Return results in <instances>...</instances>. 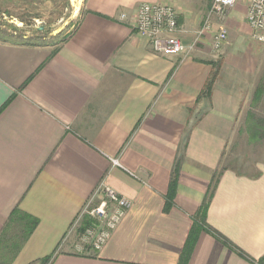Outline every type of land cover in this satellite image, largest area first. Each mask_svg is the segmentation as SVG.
<instances>
[{
	"label": "crops",
	"instance_id": "0c3cea01",
	"mask_svg": "<svg viewBox=\"0 0 264 264\" xmlns=\"http://www.w3.org/2000/svg\"><path fill=\"white\" fill-rule=\"evenodd\" d=\"M142 3L171 5L184 45L206 22L210 30L188 55H157L135 32ZM211 5L82 0L55 51L0 42V235L14 211L37 220L8 264H179L214 179L204 223L230 248L200 231L187 264L264 258V165L246 174L222 165L250 105L246 92L262 80L259 53L243 37L247 2L222 17ZM221 27L228 37L214 53ZM100 183L130 207L99 252L79 254L76 223Z\"/></svg>",
	"mask_w": 264,
	"mask_h": 264
},
{
	"label": "rangeland",
	"instance_id": "374dc122",
	"mask_svg": "<svg viewBox=\"0 0 264 264\" xmlns=\"http://www.w3.org/2000/svg\"><path fill=\"white\" fill-rule=\"evenodd\" d=\"M81 1L0 0V34L10 35L13 39L7 38V40L13 42L23 37L31 44L55 45L75 29ZM243 37L248 41L246 46L251 49L250 52L253 55L255 52L259 53L255 57H257L261 71L259 76L262 80L252 92H246V95L251 97L246 104L250 105L247 106L246 116L241 117L239 130L226 149L222 165L237 173L246 174L255 172L256 165H264V46L253 42L248 36ZM85 222H87L86 226L99 225L97 221H91L83 215L79 220L78 232L81 231ZM18 230L14 229V232ZM77 242L76 246L79 248L76 249L77 253L94 252L88 245L81 244L78 237ZM6 256L10 254L6 253Z\"/></svg>",
	"mask_w": 264,
	"mask_h": 264
},
{
	"label": "built area",
	"instance_id": "2783aa9c",
	"mask_svg": "<svg viewBox=\"0 0 264 264\" xmlns=\"http://www.w3.org/2000/svg\"><path fill=\"white\" fill-rule=\"evenodd\" d=\"M239 0H212L211 15L222 17L228 9L233 8ZM247 2L246 24L250 29V39L264 46V0H243ZM177 12L166 3H142L137 7L135 19V32L138 37L144 39L150 45L153 53L175 57L188 55L195 50L199 39L210 30V24L206 22L195 35L189 45H184L176 37ZM123 17V16H122ZM228 32L225 28H219L212 39V51L218 53L225 44ZM116 164V161H113ZM130 202L119 197L112 189L100 183L86 203L78 221L84 215L91 221L99 224L95 226L81 227L78 232L80 243L88 245L94 252H99L110 237V234L119 225ZM76 225V230L80 229ZM78 227V228H77ZM77 249L78 246H76Z\"/></svg>",
	"mask_w": 264,
	"mask_h": 264
},
{
	"label": "trees",
	"instance_id": "16d2710c",
	"mask_svg": "<svg viewBox=\"0 0 264 264\" xmlns=\"http://www.w3.org/2000/svg\"><path fill=\"white\" fill-rule=\"evenodd\" d=\"M69 36L70 34L64 37L63 39H61L60 42L55 45H48L45 43L31 44V43H28V41L24 39L23 37H20L18 41L13 42V41L7 40V38H12L10 35L1 33L0 42H6V43H12V44H18V45H29V46H35V47L55 46L54 47V51H55L57 47H59L69 38ZM214 78H215V74H213L210 80L208 81L203 94L208 95V92L210 91L212 87ZM215 184H216V180L214 179V182L211 184L206 194V197L194 218V227L190 233V237L186 243V246L184 247L182 251L179 264H187L190 254L193 250L194 243L196 241L197 233L200 231H204L220 239L225 246L230 248V246L228 245L229 244L228 241L224 237L216 233L214 230L210 229L207 225L205 226V223H204L209 199L211 197L212 191L214 190ZM175 188H176V181H175V178H172L169 184L168 193L166 195L165 211H168L172 205L173 197L175 195ZM86 225H87V222L84 223V226ZM36 226H37L36 219L31 218L22 213H19L17 211H14L12 213V215L10 216L9 222L6 225V228L4 229V232L0 235V264H8L14 258L15 254L18 252L23 242L32 233V231L35 229ZM14 229H19V230L17 232H14ZM6 253H9L10 256H6ZM263 261H264V258L257 261V264H262ZM51 262H52V257L42 260L41 264H50Z\"/></svg>",
	"mask_w": 264,
	"mask_h": 264
}]
</instances>
